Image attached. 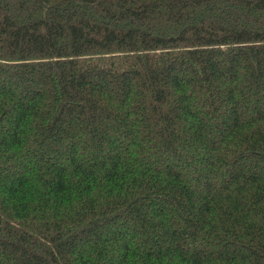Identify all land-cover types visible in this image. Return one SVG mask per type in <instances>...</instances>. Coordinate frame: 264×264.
<instances>
[{
    "label": "trees",
    "instance_id": "1",
    "mask_svg": "<svg viewBox=\"0 0 264 264\" xmlns=\"http://www.w3.org/2000/svg\"><path fill=\"white\" fill-rule=\"evenodd\" d=\"M0 264H264V0H0Z\"/></svg>",
    "mask_w": 264,
    "mask_h": 264
}]
</instances>
